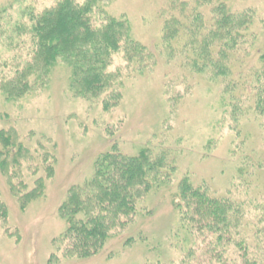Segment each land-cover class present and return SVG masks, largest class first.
Segmentation results:
<instances>
[{
  "label": "rangeland",
  "instance_id": "rangeland-1",
  "mask_svg": "<svg viewBox=\"0 0 264 264\" xmlns=\"http://www.w3.org/2000/svg\"><path fill=\"white\" fill-rule=\"evenodd\" d=\"M54 1L0 0V82L33 55L31 36L19 35L15 26L25 23L29 12L40 13ZM222 1L233 13L250 12L249 29L254 35L248 45L254 43V50L264 51V0ZM181 4L190 9L194 0L99 3L102 9L95 11V24L100 25L109 15L126 19L132 38L147 46L155 59L153 65L142 69L127 62L122 49L112 54L106 70L119 72L123 85L119 87L121 99L111 110L103 109V97L74 96L65 64L52 69L43 89L19 101H8L0 94V130L13 127L30 150L16 158L18 167H7L11 176L0 168V202L6 206V217L0 215V264H182L177 262L179 253L168 246L177 214L164 188L141 202L145 214H138L97 254L69 258L57 252L55 262H50L57 251L56 238L66 228L59 207L68 189L89 179L96 157L115 144L128 155L144 147L167 152L177 169L171 177L188 175L195 183L210 180L219 192H225L233 181L236 163L264 158L257 123L249 115L235 122L238 113L224 114L220 83L190 70L184 57L189 55L181 52V46L171 56L160 49L165 20L191 13L182 12ZM198 11L212 22L210 7ZM45 153L53 158L43 163ZM47 164L54 166L48 177ZM259 173L264 183V171ZM40 177H44L43 194L22 205L11 181L14 185L26 183L28 192ZM242 178L241 174L235 181L237 188L241 186L235 190L237 194L244 186ZM18 192L25 193L22 188Z\"/></svg>",
  "mask_w": 264,
  "mask_h": 264
},
{
  "label": "trees",
  "instance_id": "trees-1",
  "mask_svg": "<svg viewBox=\"0 0 264 264\" xmlns=\"http://www.w3.org/2000/svg\"><path fill=\"white\" fill-rule=\"evenodd\" d=\"M101 1L104 0H55L40 13L29 12L30 18L15 28L19 35L31 36L33 55L2 79L3 98L16 102L43 89L52 69L65 64L70 70L69 90L74 96L103 97V109L114 108L121 99L119 87L123 84L119 72L106 70L112 54L122 49L126 61L142 69L153 65L155 59L147 46L132 38L126 19L109 15L100 25L95 24L93 16L102 9ZM181 6L182 12L191 13L165 20L160 49L171 56L181 46V52L189 55L184 57L190 70L220 83L224 114L238 113L233 118L235 122L249 115L259 126L257 136L264 143V51L254 50V43L248 45L254 35L249 29L250 12L233 13L222 0H194L190 9L187 4ZM204 6L210 7L212 22L198 11ZM254 54L257 58L253 64ZM29 153L13 127L0 130L3 172L11 176L7 167H18L16 158ZM247 153L252 156L251 151ZM48 158L53 156L45 153L43 163ZM53 167L46 165L47 177L52 175ZM236 169L227 190L219 192L210 180L195 183L188 175L171 177L177 169L167 152L156 153L144 147L128 155L115 144L96 157L89 179L68 189L59 207L66 228L56 238L57 251L50 262H55L57 252L69 258L97 254L138 214H145L146 208L139 206L141 202L164 188L177 214L168 246L179 253L178 263L264 264V183L259 180L264 158L238 162ZM241 174L244 186L237 194L235 190L241 186L237 188L235 181ZM43 182L44 177L38 178L28 192L26 183L14 185L11 181V188L25 205L29 198L43 194ZM19 188L25 193H19ZM0 215L6 217L2 202Z\"/></svg>",
  "mask_w": 264,
  "mask_h": 264
}]
</instances>
